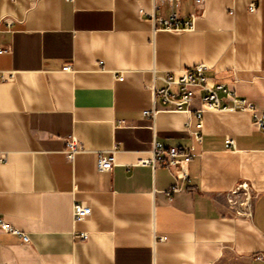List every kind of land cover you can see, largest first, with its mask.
Here are the masks:
<instances>
[{
  "label": "crops",
  "instance_id": "crops-1",
  "mask_svg": "<svg viewBox=\"0 0 264 264\" xmlns=\"http://www.w3.org/2000/svg\"><path fill=\"white\" fill-rule=\"evenodd\" d=\"M173 13L197 14L193 29L159 30ZM0 49V215L29 236L0 231V264H264V133L251 114L203 107L201 144L194 112L144 116L164 73L198 64L264 112V0H0ZM154 142L195 147L188 180L138 163ZM240 186L249 217L242 195L229 202ZM74 202L92 214L75 223Z\"/></svg>",
  "mask_w": 264,
  "mask_h": 264
},
{
  "label": "built area",
  "instance_id": "built-area-1",
  "mask_svg": "<svg viewBox=\"0 0 264 264\" xmlns=\"http://www.w3.org/2000/svg\"><path fill=\"white\" fill-rule=\"evenodd\" d=\"M173 5L175 3H181L189 0H155ZM196 6H203L205 0H191ZM257 10L256 4L249 5V12L254 13ZM197 14L193 13L189 19H182L177 14L173 13L167 18H156L155 22L158 24L159 30H166L172 32L190 31L193 29L194 21ZM3 50L0 49V52ZM102 64V63H100ZM70 65L63 67L64 71H69ZM208 67L206 64H198L193 67L184 69L179 72H166L160 77V80L164 83L161 88L154 89L153 92V104L154 109L152 111L144 112V116L154 118L160 111L158 105H161L164 110L174 112H194L198 120L196 129L193 131L192 138L195 143L201 144L203 139V120L204 109L207 107L211 110L234 112V111H247L251 114V120L254 127L264 133V112L259 111L255 105L243 98H239L233 90H231L225 84L209 85L206 78V71ZM223 93L224 97H219L218 93ZM198 97L201 101L202 107L200 109H192L195 98ZM230 101V105H223V101ZM228 148H234V140L229 137L226 139ZM82 151L81 145L75 138L68 139L64 149L66 158L72 161L77 153ZM196 156L195 147L191 145L188 148H178L172 146H165L162 143L154 142L152 147V158L141 159L138 163L140 165L151 164L153 168H164L174 174L177 181H186L189 178L188 165L191 160ZM4 161V157L0 155V162ZM115 165V149L108 152L99 153L97 155V170L99 172L111 171ZM182 192V187L175 183L167 192L166 195L171 197L172 195ZM245 198L244 203L241 204L243 208L242 213L246 216L250 214V191L245 186H240L231 193L229 202L236 205L237 199L241 197ZM92 214L90 207H86L79 202H74L72 208V216L75 223L84 221ZM0 231L3 233L17 236L24 243L29 242V236L8 224L4 218L0 215ZM78 239L84 241L88 235L86 233H80ZM161 240H166L165 237ZM256 260H264V254H258L254 257Z\"/></svg>",
  "mask_w": 264,
  "mask_h": 264
}]
</instances>
